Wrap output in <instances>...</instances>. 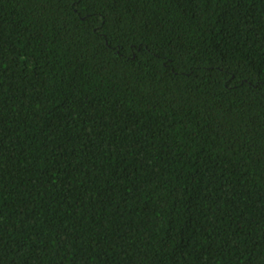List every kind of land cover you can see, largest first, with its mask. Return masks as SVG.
Segmentation results:
<instances>
[{
	"label": "trees",
	"instance_id": "trees-1",
	"mask_svg": "<svg viewBox=\"0 0 264 264\" xmlns=\"http://www.w3.org/2000/svg\"><path fill=\"white\" fill-rule=\"evenodd\" d=\"M0 264H264V0H0Z\"/></svg>",
	"mask_w": 264,
	"mask_h": 264
}]
</instances>
